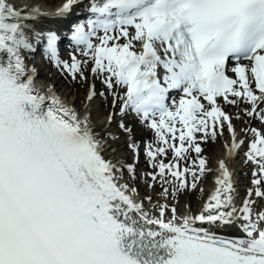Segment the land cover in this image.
Instances as JSON below:
<instances>
[{
  "label": "snow or ice",
  "instance_id": "1",
  "mask_svg": "<svg viewBox=\"0 0 264 264\" xmlns=\"http://www.w3.org/2000/svg\"><path fill=\"white\" fill-rule=\"evenodd\" d=\"M76 9L90 14L70 25L84 58L62 60L60 35L31 21ZM41 42L73 80L87 82L88 71L101 80L104 89L92 83L88 101L111 94L121 117L134 113L154 132L144 149L148 187L159 182L164 200L154 211L124 178L126 170L136 179L140 154L132 127L119 122L133 162L109 158L90 113L51 86L36 87L26 53ZM173 90L182 95L170 106ZM221 101L239 109L237 119L264 123V0H65L55 12L0 0V264H264V207H256L264 130L241 129L252 134L245 156L253 165L242 201L220 160L217 186L198 212L168 202L211 172L202 142L226 128L229 160L245 144Z\"/></svg>",
  "mask_w": 264,
  "mask_h": 264
},
{
  "label": "bare ground",
  "instance_id": "2",
  "mask_svg": "<svg viewBox=\"0 0 264 264\" xmlns=\"http://www.w3.org/2000/svg\"><path fill=\"white\" fill-rule=\"evenodd\" d=\"M56 0H12V2L17 5L21 9H31L34 7H38L42 12H49L48 6L55 5ZM64 0H62L63 2ZM88 1V0H84ZM61 2V3H62ZM60 3V4H61ZM48 17L40 18L35 21H31V23L36 26L50 22L48 21ZM62 18H58L55 20H52L51 23L54 25L55 28H58L60 25L59 23L61 22ZM40 45V43H39ZM32 53H26L28 58H33L31 56ZM76 55V53H74ZM67 58H71L70 55H65L64 60ZM84 57L81 56V59ZM29 64V67L34 66L36 68V63H31L30 60L27 61ZM90 67V66H89ZM37 72L47 70L46 74H49V80L48 84L44 87H46L44 90L47 93V90L49 86L53 87L56 94L60 96L62 99H66L67 102L74 106L80 113H90V118L92 123L95 126L96 132L104 139L106 142L105 145V153L108 155L109 158H124L126 161L131 153V151L127 148L125 140L127 139V136L124 135V133L119 129V122L121 119L124 120V122H129L128 125L132 127L133 129V136L135 138L136 136H139V143L140 147L143 146L145 143H148L154 139L153 135L154 132L150 129L147 128L146 125H137L136 121V116L133 115V118L131 120H128V116L131 115L132 113H129L127 116L121 117L119 115V109L114 110L117 115L113 119L111 123H109L108 117L109 114L112 111V106H111V101H112V96L111 94H107L104 99H100L99 95H97L93 100L88 101L87 100V91L92 83H95L96 85V90L99 93L101 90L104 89V87L98 89V85L100 84V79L99 78H93L90 71L87 72L88 75V81L87 82H80L79 79L77 80H72L70 78H66L68 73L66 71L62 70L61 68H57L53 62H47L44 66L43 69H38L36 68ZM38 76V73H37ZM71 83V84H70ZM84 88L86 89L85 91V97L83 98L82 101L80 93H77L75 91L76 88ZM75 94V98H74ZM75 99L78 101V103L72 102V100ZM178 100V99H176ZM221 104L223 106V109L225 108V105L223 104V101H221ZM106 106H109V110L106 113V110L104 111L102 108H106ZM243 107V106H242ZM239 112V109H237L236 106H234L233 113L235 115H232V121L233 124L236 127L237 133H238V139H244L243 134L240 132V127L245 124L246 121L250 122L248 123V127H255L257 129H262L264 130V123H262L258 118L254 119L252 117L248 116H243L242 119H237V114ZM239 121V126L236 124V121ZM228 132V131H227ZM222 136H218V139L220 141L219 148L216 151L215 159L212 157L213 154V148L211 146L207 147V152H205V149H203V155H207L208 157L205 156L207 159V162H212L213 160L215 161L213 168H211V172H206L198 182V186L196 189H188L184 190L181 192H178L175 197L169 196L168 197V202L172 205H176L179 209H184L183 212L180 211V213L185 212L186 206H190L191 209L193 208L192 202L201 195H204L205 197L202 199V202L204 203L207 200V197L214 191L216 188V183L214 186L210 187L209 184L211 183V180L213 177L216 178L219 175L218 172V166H219V161L220 160H228L230 169L233 171L234 178L236 180V187L238 189V195H237V202L239 203L240 201L243 200L245 193L247 189L249 188V183H250V175H251V165L250 162H246V156L245 152L247 151V142L245 141V144L241 146L240 149L237 150L236 154L232 156L229 160L227 156V146L230 145L231 143V135L228 132ZM111 134V135H110ZM115 137V138H113ZM113 150H115V153L113 154ZM171 155V154H169ZM195 157V153L192 154V158ZM191 159V158H190ZM167 162V160L165 161ZM136 171L139 172H144L148 171L151 172L153 169L151 166L146 162V157L144 152L140 149V154H139V160L136 162ZM125 178V177H124ZM126 181V178H125ZM141 183H146L145 186H148V183H151L150 178L147 176H144L143 180ZM138 188H141L140 184L138 185ZM201 189L203 191H201ZM212 190V191H211ZM160 191H161V186L159 182L154 183V186L150 188V192H145V191H138V199L143 200L144 205L147 210L154 211L152 208V204L159 201L161 203L164 202L163 198L160 196ZM146 196H151L153 198L152 202L150 203L147 199H145ZM257 202L261 205V207H264V200H260L257 198ZM202 206L198 207L193 213L198 212V210ZM220 234H226V233H220ZM230 234V233H228Z\"/></svg>",
  "mask_w": 264,
  "mask_h": 264
},
{
  "label": "rangeland",
  "instance_id": "3",
  "mask_svg": "<svg viewBox=\"0 0 264 264\" xmlns=\"http://www.w3.org/2000/svg\"><path fill=\"white\" fill-rule=\"evenodd\" d=\"M62 0H56L55 1V3L56 4H59L60 2H61ZM81 54H82V52L81 51H79ZM67 78H70L71 79V83H72V78H71V76L68 74L67 76H66ZM70 83V84H71ZM102 87H104L103 86V84L101 83V81H100V84L98 85V89H100V88H102ZM75 91L77 92V93H80V95H81V100L80 101H82L83 100V98L85 97V91H86V89H84V88H76L75 89ZM180 95H182V94H180L179 92H177V91H175V93H174V98H177V97H179ZM100 99H104L105 97H99ZM224 104V103H223ZM225 105V108H224V111L226 112V113H228L230 116H232V115H235V113H233V110H234V106H231V105H227V104H224ZM104 111L105 110H108V109H110L109 108V106H106V108H102ZM118 109V108H117ZM132 117V115H130V116H128V119H130ZM236 124L237 125H239V121L237 120L236 121ZM139 125H143L139 120H138V126ZM245 127H248V124H244L243 126H241L240 127V129L242 128H245ZM125 134V133H124ZM224 135L226 134V131L224 130V133H223ZM126 135V134H125ZM244 135L245 136H247L248 138L249 137H251L252 138V134L251 133H247V134H245L244 133ZM135 139L139 142V139H140V137L139 136H136L135 135ZM219 145H220V141H219V139H218V137L216 138V139H214V140H212V139H210V140H208V141H205V142H202V144H201V146L203 147V149H205V152H207V147L208 146H211L212 148H213V154H212V157L215 159V155H216V151H217V149L219 148ZM145 146L146 145H143V146H141L140 148L142 149V150H144L145 149ZM204 157L206 156V157H208V154L206 155H203ZM127 162L128 163H132L133 162V157H132V153H130V155H129V157H128V159H127ZM214 163H215V161L213 160L212 162H208L207 163V167L208 168H213V166H214ZM252 165V164H251ZM252 167H253V165H252ZM252 167H251V171H252ZM148 171H144V172H142V173H139V175H140V179H139V181H140V185H141V188L146 192H150V187H148V186H145L146 185V183H141V181L143 180V178H144V176H146V173H147ZM198 200H199V197L198 198H196L194 201L195 202H198Z\"/></svg>",
  "mask_w": 264,
  "mask_h": 264
}]
</instances>
